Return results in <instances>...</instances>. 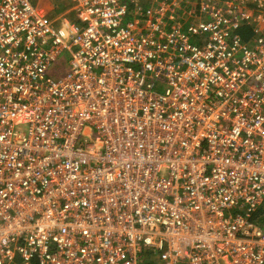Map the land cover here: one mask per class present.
<instances>
[{"label":"built area","instance_id":"built-area-1","mask_svg":"<svg viewBox=\"0 0 264 264\" xmlns=\"http://www.w3.org/2000/svg\"><path fill=\"white\" fill-rule=\"evenodd\" d=\"M71 1L0 0V264H264V0Z\"/></svg>","mask_w":264,"mask_h":264},{"label":"rangeland","instance_id":"rangeland-1","mask_svg":"<svg viewBox=\"0 0 264 264\" xmlns=\"http://www.w3.org/2000/svg\"><path fill=\"white\" fill-rule=\"evenodd\" d=\"M47 6L49 7L47 9L48 16L55 21L57 30H60V25L65 17L70 20L75 19V13L73 12L74 3L71 0H47ZM52 73H55V70Z\"/></svg>","mask_w":264,"mask_h":264},{"label":"crops","instance_id":"crops-1","mask_svg":"<svg viewBox=\"0 0 264 264\" xmlns=\"http://www.w3.org/2000/svg\"><path fill=\"white\" fill-rule=\"evenodd\" d=\"M36 4L39 5L40 7H43L44 10L48 13V6H47V0H35ZM148 3V2H146Z\"/></svg>","mask_w":264,"mask_h":264},{"label":"trees","instance_id":"trees-1","mask_svg":"<svg viewBox=\"0 0 264 264\" xmlns=\"http://www.w3.org/2000/svg\"><path fill=\"white\" fill-rule=\"evenodd\" d=\"M244 34H245V32H244ZM245 35H246V34H245ZM255 219L257 220V223H258V224L264 223V214H263V212H262L261 214H258V215L255 217Z\"/></svg>","mask_w":264,"mask_h":264}]
</instances>
